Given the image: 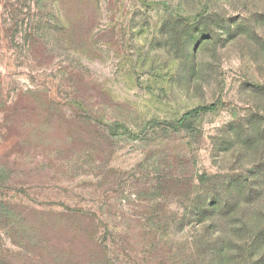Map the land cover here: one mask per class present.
I'll use <instances>...</instances> for the list:
<instances>
[{
    "label": "rangeland",
    "instance_id": "374dc122",
    "mask_svg": "<svg viewBox=\"0 0 264 264\" xmlns=\"http://www.w3.org/2000/svg\"><path fill=\"white\" fill-rule=\"evenodd\" d=\"M0 264H264V0H0Z\"/></svg>",
    "mask_w": 264,
    "mask_h": 264
},
{
    "label": "trees",
    "instance_id": "16d2710c",
    "mask_svg": "<svg viewBox=\"0 0 264 264\" xmlns=\"http://www.w3.org/2000/svg\"><path fill=\"white\" fill-rule=\"evenodd\" d=\"M213 108V105H208V106H199L197 108H194V109H191L190 111L184 113L180 119H179V122H182L183 120L187 119L188 117L192 116V115H198L202 112H205L209 109ZM250 190V188H248L245 184H241L239 183L237 185V187L235 188V191L237 192L238 194V197L239 196H243L245 195V192Z\"/></svg>",
    "mask_w": 264,
    "mask_h": 264
}]
</instances>
